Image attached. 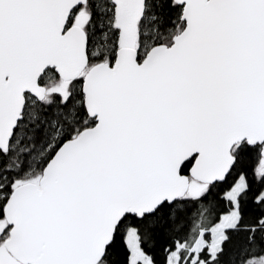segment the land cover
<instances>
[{
	"label": "snow or ice",
	"instance_id": "6c2138e0",
	"mask_svg": "<svg viewBox=\"0 0 264 264\" xmlns=\"http://www.w3.org/2000/svg\"><path fill=\"white\" fill-rule=\"evenodd\" d=\"M0 264H264V0H0Z\"/></svg>",
	"mask_w": 264,
	"mask_h": 264
}]
</instances>
